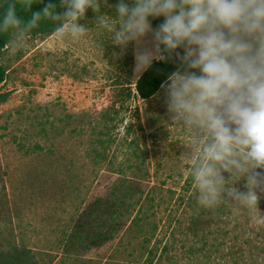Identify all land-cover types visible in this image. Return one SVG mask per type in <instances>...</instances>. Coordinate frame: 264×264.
Listing matches in <instances>:
<instances>
[{"label": "rangeland", "instance_id": "1", "mask_svg": "<svg viewBox=\"0 0 264 264\" xmlns=\"http://www.w3.org/2000/svg\"><path fill=\"white\" fill-rule=\"evenodd\" d=\"M115 3L107 0L100 13L114 16ZM95 15L86 10L80 22L88 30L78 39L32 28L17 49L10 30L0 57L6 68L0 82V262L135 264L146 246H161L172 230L174 264L185 262L183 251L203 234L214 250L211 264H264V224L254 223L246 208L230 198L204 208L180 195L190 169L182 153L190 149L181 142L185 133L166 126V90L147 99L136 93L134 43L120 54ZM162 20L150 17L153 27ZM145 38L151 41L152 33ZM256 171L264 173V166ZM236 179L229 183L246 190L245 178ZM113 180L153 186L158 206L101 246H69L77 217ZM256 191V212L264 213V185Z\"/></svg>", "mask_w": 264, "mask_h": 264}, {"label": "clouds", "instance_id": "2", "mask_svg": "<svg viewBox=\"0 0 264 264\" xmlns=\"http://www.w3.org/2000/svg\"><path fill=\"white\" fill-rule=\"evenodd\" d=\"M60 3L62 12L48 0L23 18L9 0L0 13V32L12 29L11 47L22 48L29 31L50 18L58 22V38L78 39L88 30L80 20L92 8L93 20L120 54L134 43L137 75L182 47L177 68L161 87L170 118L166 126L175 125L188 137L181 142L190 150L182 154L190 163L197 201L213 208L230 198L254 223L264 224V213L256 212V189L264 185V173L256 171L264 166V0H116L110 5L114 16L99 11L107 0ZM160 16L153 27L150 17ZM149 32L151 41L145 38ZM111 56L115 59V50ZM233 177L235 182L244 177L246 190L229 183Z\"/></svg>", "mask_w": 264, "mask_h": 264}, {"label": "trees", "instance_id": "3", "mask_svg": "<svg viewBox=\"0 0 264 264\" xmlns=\"http://www.w3.org/2000/svg\"><path fill=\"white\" fill-rule=\"evenodd\" d=\"M11 2L15 5L17 14L27 18L32 10L40 9L43 3L48 2V0H11ZM8 3L9 0H6L0 5V13ZM26 3H30L31 8L24 6ZM52 3L57 4L58 7L60 0H52ZM35 28H48L49 31H53L56 27L49 18H42ZM10 30L0 32V57L9 42ZM165 56L167 57V53ZM178 64L179 59L172 61V57L165 60L154 59L152 64L140 73L135 81L136 93L143 99L155 95L160 89L161 83L166 81L168 74L174 71ZM5 76L6 68L0 62V82L5 79ZM153 188V186L146 187L137 181L130 180L123 184H119L118 180L107 183L104 190L97 193L77 217L69 234L68 245L86 249L101 246L113 239L120 231L125 232L136 225H140V221L147 215L146 211L158 206L159 202L151 193ZM170 189L172 190V188ZM180 195L187 197V200L197 198V189L190 171H188L185 181L181 185ZM154 211L151 213L153 214ZM153 226L154 230L158 229V224ZM171 232L161 246H146L142 258L137 260L135 264H174L176 255H170V245L173 242L170 239ZM144 238L146 241L150 240L151 234L146 232ZM182 255L185 260L182 264H211L214 250L209 238L203 234L193 244L188 245ZM0 264L7 263L0 262Z\"/></svg>", "mask_w": 264, "mask_h": 264}, {"label": "water", "instance_id": "4", "mask_svg": "<svg viewBox=\"0 0 264 264\" xmlns=\"http://www.w3.org/2000/svg\"><path fill=\"white\" fill-rule=\"evenodd\" d=\"M183 48L182 47H178L177 50L173 53L172 55V61H176L179 59L177 53H179V55H183Z\"/></svg>", "mask_w": 264, "mask_h": 264}, {"label": "crops", "instance_id": "5", "mask_svg": "<svg viewBox=\"0 0 264 264\" xmlns=\"http://www.w3.org/2000/svg\"><path fill=\"white\" fill-rule=\"evenodd\" d=\"M138 76H139V74H138ZM138 76H137V77H138Z\"/></svg>", "mask_w": 264, "mask_h": 264}]
</instances>
